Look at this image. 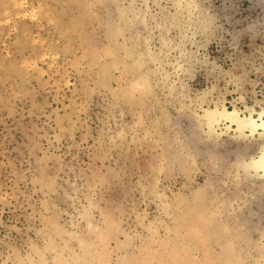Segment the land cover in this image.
Returning <instances> with one entry per match:
<instances>
[{
	"label": "rangeland",
	"instance_id": "1",
	"mask_svg": "<svg viewBox=\"0 0 264 264\" xmlns=\"http://www.w3.org/2000/svg\"><path fill=\"white\" fill-rule=\"evenodd\" d=\"M178 1L0 0V264H264V136L196 120L264 111V0Z\"/></svg>",
	"mask_w": 264,
	"mask_h": 264
},
{
	"label": "bare ground",
	"instance_id": "2",
	"mask_svg": "<svg viewBox=\"0 0 264 264\" xmlns=\"http://www.w3.org/2000/svg\"><path fill=\"white\" fill-rule=\"evenodd\" d=\"M183 1L186 0H179L177 2L178 8H183ZM135 16L136 18H138L137 20L141 21L136 14ZM196 120L199 127H204L206 135L210 139L214 140H219L225 136V132L221 131V126H224L226 128L225 131H227V133L235 132L238 138L241 139L264 136V111H250L248 114H244L240 110L236 108L231 109L226 105L222 107L209 106L203 107L202 111L196 114ZM240 167L245 171L246 174H254L257 176V178L264 181V145L262 146L257 157H253L247 161L242 162Z\"/></svg>",
	"mask_w": 264,
	"mask_h": 264
}]
</instances>
